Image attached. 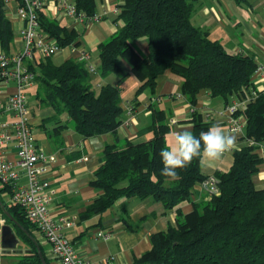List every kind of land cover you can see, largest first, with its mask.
<instances>
[{
  "label": "trees",
  "instance_id": "16d2710c",
  "mask_svg": "<svg viewBox=\"0 0 264 264\" xmlns=\"http://www.w3.org/2000/svg\"><path fill=\"white\" fill-rule=\"evenodd\" d=\"M70 1L77 13L91 16L99 0ZM122 1L114 21L120 22L118 29L97 45L98 75L124 78L126 74L119 65L123 61L137 83L132 103L144 91L152 95L156 79L164 71L180 80L179 94L191 107L202 91L224 104L229 100L243 102L235 115L244 120L239 137L244 144L231 153L226 171L213 174L216 193L207 201L192 203L191 210L182 215L178 206L189 202L193 185L207 178L199 171L200 157L177 170L178 180L169 181L161 175L159 153L167 147L170 126L164 111L149 102L146 110L150 123L143 131L148 138L136 144L124 142L119 148L114 144L103 147L100 164L89 181V186L101 194L84 209L79 220L105 212L119 198L149 199L165 211L173 210L174 224L150 234L149 250L130 264H264V188L252 183L261 163L256 150L264 145V92L255 91L250 81L256 69L254 60L227 53L217 41L208 39L205 31L190 23L198 0ZM1 7L0 0V52L8 53L12 32ZM38 25L61 49L76 40L75 32L42 11L38 12ZM140 40L146 43L144 55L134 46ZM35 67L36 73L32 64L27 66L38 85L35 98L52 111L41 121L58 124L63 115L82 139L114 134L122 113L116 86L106 84L94 89L85 63L72 58L58 64L41 58ZM189 122L197 138L212 126L196 110L189 114ZM65 128L57 125L54 130ZM0 207L8 215L2 213L4 221H14L24 248L15 264H49L35 240L37 230L25 221L21 210L1 202Z\"/></svg>",
  "mask_w": 264,
  "mask_h": 264
},
{
  "label": "crops",
  "instance_id": "0c3cea01",
  "mask_svg": "<svg viewBox=\"0 0 264 264\" xmlns=\"http://www.w3.org/2000/svg\"><path fill=\"white\" fill-rule=\"evenodd\" d=\"M44 2L41 10L44 16L55 19L59 25L77 35L72 44L74 49L71 51L66 47L62 48L59 53L50 57L51 61L61 63L69 58L77 60L78 50H83L88 57L86 66L93 69V73L89 74L92 87L97 89L106 84L116 86L119 89V97L121 94L123 98L120 124L114 134L105 133L86 139L72 131L67 118L63 115L60 116L58 124L53 121H41L51 116L52 111L37 102L38 127L43 138H40L41 143L38 144L35 143L33 136L34 144L43 153L54 156V162L41 175V179L48 181L52 190L48 212L53 220L62 219L71 224L69 227L61 226L60 231L77 256L86 264H130L134 258L149 250L150 234L163 231L174 224L175 212L165 211L160 204L149 199L139 201L119 198L105 212L92 215L84 221L79 220V215L84 209L101 194L89 186L92 173L100 164V155L105 145L114 144L119 148L124 142L136 144L148 138L143 131L150 123V114L146 110L149 102L155 103L166 115V121L170 126L166 136L167 145L172 142L174 132L191 131L189 122L191 106L179 94L180 80L168 71L157 77L152 95L144 91L136 97L135 103L130 101L137 83L133 80L134 82L125 88L124 81L130 79V74L129 67L123 61H120L119 65L126 74L124 78L119 80L114 75L105 77L98 75L97 45L106 41L118 29L119 24L114 21L118 7L123 4L122 0H99L98 9L94 14L101 17L85 29L75 24L73 19L65 17L63 12L55 11L56 0ZM16 5L15 1H10L1 7L12 32L8 48L10 54L21 49L22 24L13 14ZM113 10L117 13L113 14ZM189 20L195 28L205 31L208 39L217 41L228 53L251 57L256 67L260 68V72L258 75L253 74L250 81L255 91H264V0H198ZM230 31L236 32L238 37L234 38ZM78 32H82L83 36ZM134 46L142 55L146 53L144 40L134 43ZM40 59L41 57L33 53L31 61L26 65L32 64L36 73L35 62ZM28 87H31V84ZM10 89L11 87L9 91ZM234 103L237 102L229 100L224 104L222 100L210 98L207 92L202 91L192 108L205 120L210 121L212 126H220L227 132L226 119L222 111L224 107ZM57 125H65L66 128L60 132L55 131ZM235 136L236 147L219 160L211 162L200 159L199 171L204 177L212 178L214 173L228 169L231 153L244 144L239 140L240 136ZM256 155L261 159V163L257 173L252 177V183L257 188H264V145L257 148ZM5 156L9 161L14 160V149L11 145L7 146ZM20 182L23 183V178ZM208 199L209 195L201 184H195L192 187L190 201L181 203L178 210L184 215L191 210L192 203ZM8 201L9 194L0 184V202L8 204ZM1 220L2 225H7L11 230L9 238L17 240V244L12 250L0 248V264H15L16 256L24 248L17 237L14 225L6 223L0 211ZM103 234H107L109 238L104 240L101 237ZM34 236L44 256L51 261L49 264H58L50 255L49 248L44 253L42 246L48 244L38 234Z\"/></svg>",
  "mask_w": 264,
  "mask_h": 264
},
{
  "label": "built area",
  "instance_id": "2783aa9c",
  "mask_svg": "<svg viewBox=\"0 0 264 264\" xmlns=\"http://www.w3.org/2000/svg\"><path fill=\"white\" fill-rule=\"evenodd\" d=\"M10 1L17 3L13 14L22 24L21 49L13 54L0 52V184L8 191V204L16 205L21 210L25 221L49 245V253L58 264H86L60 231L61 226L69 227L71 224L62 219L53 220L49 215L48 204L52 190L49 182L41 179V175L54 162V156L43 153L35 146L23 94L24 88L30 86L34 79V74L26 65L31 61L33 53L41 58H50L59 53L61 48L39 30L38 12L44 7V0H1L2 6ZM56 3L55 11L63 12L65 17L73 19L82 29L101 17L77 13L69 0H56ZM116 13L113 10V14ZM67 48L71 51L74 49L72 44ZM87 58L86 52L78 50V61L86 63ZM86 68L89 73H93L92 67ZM259 72L260 68L256 67L253 74L258 75ZM242 108L243 102H237L224 107L222 111L227 132L237 136L242 135L244 120L235 113ZM192 110L190 107L189 114ZM8 145L14 149L13 161L7 160L5 156ZM21 178L23 183L20 182ZM200 184L209 196L216 193L212 178ZM2 223L1 220L0 225ZM101 237L104 240L109 238L107 234Z\"/></svg>",
  "mask_w": 264,
  "mask_h": 264
},
{
  "label": "clouds",
  "instance_id": "9594fccd",
  "mask_svg": "<svg viewBox=\"0 0 264 264\" xmlns=\"http://www.w3.org/2000/svg\"><path fill=\"white\" fill-rule=\"evenodd\" d=\"M235 147L236 136L217 125L202 131L198 138L188 130L174 132L172 142L159 153L163 165L161 175L169 181L178 180L177 170L186 168L194 158L215 162Z\"/></svg>",
  "mask_w": 264,
  "mask_h": 264
},
{
  "label": "rangeland",
  "instance_id": "374dc122",
  "mask_svg": "<svg viewBox=\"0 0 264 264\" xmlns=\"http://www.w3.org/2000/svg\"><path fill=\"white\" fill-rule=\"evenodd\" d=\"M98 5L99 2H96V8L95 11H97L98 9ZM118 24L120 25V22H118ZM78 34H80V36H83V33L78 32ZM230 34H233L234 38H237V33L230 31ZM84 39V38H83ZM65 48V47H64ZM67 48V47H66ZM226 50V49H225ZM227 52V50H226ZM228 53V52H227ZM55 64H58V62H54ZM130 79H125L124 81V86L125 88L131 84V82H134V78L132 77V75H130L129 77ZM39 90H38V85L36 82L31 83V87H25L23 90V94L25 96V102H26V108L28 111V119H29V125H30V129H31V133L35 138V143H41V139L43 138V134L42 131L39 129L38 127V110H37V102L38 100L35 98L36 94H38ZM120 101H123L122 95L120 94ZM39 139V140H38ZM44 253L46 251V249L49 248V245H43L42 246ZM49 263H51V261H49Z\"/></svg>",
  "mask_w": 264,
  "mask_h": 264
},
{
  "label": "water",
  "instance_id": "95a60500",
  "mask_svg": "<svg viewBox=\"0 0 264 264\" xmlns=\"http://www.w3.org/2000/svg\"><path fill=\"white\" fill-rule=\"evenodd\" d=\"M0 208L2 210V213L7 217L8 215L6 214V212L2 209V207ZM13 222L14 221H11L12 224H14ZM10 231L11 230L7 225H2L0 227V248L3 250H12L17 244V240H15L14 238H9Z\"/></svg>",
  "mask_w": 264,
  "mask_h": 264
}]
</instances>
